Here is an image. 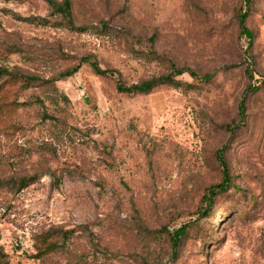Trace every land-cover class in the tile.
I'll return each instance as SVG.
<instances>
[{
  "label": "rangeland",
  "instance_id": "obj_1",
  "mask_svg": "<svg viewBox=\"0 0 264 264\" xmlns=\"http://www.w3.org/2000/svg\"><path fill=\"white\" fill-rule=\"evenodd\" d=\"M70 1L0 0V264H264V0Z\"/></svg>",
  "mask_w": 264,
  "mask_h": 264
},
{
  "label": "trees",
  "instance_id": "obj_2",
  "mask_svg": "<svg viewBox=\"0 0 264 264\" xmlns=\"http://www.w3.org/2000/svg\"><path fill=\"white\" fill-rule=\"evenodd\" d=\"M46 2L50 8L51 13L59 14L68 23H71V24L73 23L72 5H71L70 0H60V1L46 0ZM245 17H246V13L240 14L239 22L242 26V30L245 31V33L249 37H251L252 34L249 32V30L246 29V27L243 26V22H244ZM81 61L82 62H88L90 67L94 71V73L97 75L116 73V70H114V69L101 68L98 65L97 61L90 56L83 57L81 59ZM79 67H80V63H78L76 66L72 67L71 69L65 70L64 72H62L60 74V76L68 77V76L72 75L73 73H75ZM247 70H248V68H247ZM174 71L175 72H173V73L161 75V76L151 78V79L142 80L139 83H134V84H131L129 86L118 85L117 90L119 92H124V93H128V94L147 93L150 90H152L155 86L160 85V84L175 85L177 82L175 80L174 75H179V74L183 73L184 70L183 69H175ZM188 73L190 76L197 77V74L191 70H188ZM0 76H8L11 79H17V80L23 81L25 83L38 81L40 79L36 76L26 75V74H23V73L18 72V71H9V70L2 68V67H0ZM210 77H211L210 74H204L203 76H201V79L208 80V79H210ZM263 86H264V83H263ZM243 103L244 102H242V105H241L242 107H243ZM217 158L220 160V164L222 166V178L218 183L213 184L207 188V192H206V196H205L207 203H210L214 196H216L220 193L226 192L230 188V185L232 184V180H231V177L229 174L228 166L225 163V161L222 159L221 151H219ZM25 185H27V182H23L20 186L23 187ZM207 209H208L207 207H203L200 211L202 214H205V213H207ZM185 234H186V226H181V227L177 228L176 230H174L170 234L169 238H170V243H171V246L173 249V253H175L176 249L179 246L181 238ZM0 255H2L1 252H0ZM174 255L175 254H173V256Z\"/></svg>",
  "mask_w": 264,
  "mask_h": 264
}]
</instances>
